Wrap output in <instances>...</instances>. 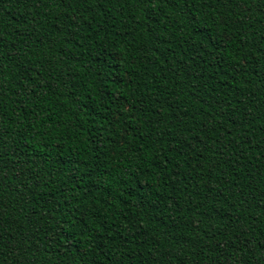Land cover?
Listing matches in <instances>:
<instances>
[{"label":"trees","instance_id":"1","mask_svg":"<svg viewBox=\"0 0 264 264\" xmlns=\"http://www.w3.org/2000/svg\"><path fill=\"white\" fill-rule=\"evenodd\" d=\"M0 264H264V0H0Z\"/></svg>","mask_w":264,"mask_h":264}]
</instances>
